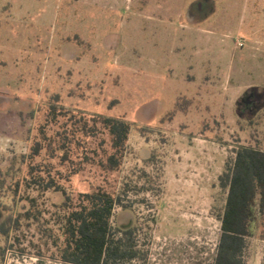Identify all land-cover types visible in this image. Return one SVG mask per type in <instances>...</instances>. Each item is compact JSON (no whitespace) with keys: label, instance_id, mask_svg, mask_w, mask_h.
<instances>
[{"label":"rangeland","instance_id":"374dc122","mask_svg":"<svg viewBox=\"0 0 264 264\" xmlns=\"http://www.w3.org/2000/svg\"><path fill=\"white\" fill-rule=\"evenodd\" d=\"M101 117L131 125L115 171ZM238 145L264 148V0H0V264H63L65 198L96 189L148 264H212Z\"/></svg>","mask_w":264,"mask_h":264},{"label":"trees","instance_id":"16d2710c","mask_svg":"<svg viewBox=\"0 0 264 264\" xmlns=\"http://www.w3.org/2000/svg\"><path fill=\"white\" fill-rule=\"evenodd\" d=\"M51 114H55L54 107ZM100 120L110 136L111 147L103 166L115 171L127 147L131 125L122 118L101 117ZM38 151L36 147L33 154L37 155ZM232 153L218 177L225 199L216 215L220 228L212 264H246L251 240L264 242V148L238 145ZM53 186L51 180L44 190ZM125 195L124 189L114 194L96 189L79 193L75 204L65 198L64 212L58 221L59 244L55 242L60 262L148 264V245L139 240L141 226L121 228L113 223L117 209L133 210L134 204ZM32 204L34 200L24 214L27 218L34 216Z\"/></svg>","mask_w":264,"mask_h":264},{"label":"crops","instance_id":"0c3cea01","mask_svg":"<svg viewBox=\"0 0 264 264\" xmlns=\"http://www.w3.org/2000/svg\"><path fill=\"white\" fill-rule=\"evenodd\" d=\"M217 242H218V238L216 244L214 245L213 258L215 256ZM263 261H264V242L260 240L252 239L250 242V247L247 251L246 264H263Z\"/></svg>","mask_w":264,"mask_h":264},{"label":"built area","instance_id":"2783aa9c","mask_svg":"<svg viewBox=\"0 0 264 264\" xmlns=\"http://www.w3.org/2000/svg\"><path fill=\"white\" fill-rule=\"evenodd\" d=\"M241 45V44H240Z\"/></svg>","mask_w":264,"mask_h":264}]
</instances>
